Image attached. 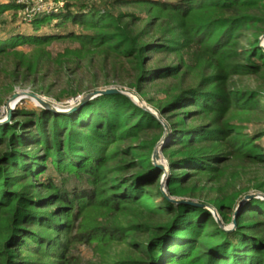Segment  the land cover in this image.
Returning <instances> with one entry per match:
<instances>
[{"label":"trees","instance_id":"obj_1","mask_svg":"<svg viewBox=\"0 0 264 264\" xmlns=\"http://www.w3.org/2000/svg\"><path fill=\"white\" fill-rule=\"evenodd\" d=\"M22 7L0 4V26ZM263 35L264 0H66L0 35V106L47 79L66 78L58 101L76 97L83 74L96 90L102 72L171 129L165 191L153 159L164 125L129 96L16 108L0 124V264H81L79 244L93 246L89 264H264V199L230 231L171 199L228 226L264 194V86L243 80H264ZM119 243L133 255L111 258Z\"/></svg>","mask_w":264,"mask_h":264},{"label":"rangeland","instance_id":"obj_2","mask_svg":"<svg viewBox=\"0 0 264 264\" xmlns=\"http://www.w3.org/2000/svg\"><path fill=\"white\" fill-rule=\"evenodd\" d=\"M97 1L100 2V0H97ZM0 4H2V3H0ZM120 9L123 10V11L133 10L132 7H126V6L120 8ZM21 16L22 15H21V10H20L18 12L17 20L13 21V18H11L10 13L9 12H5L2 15V17L4 19H6L7 25L6 26H0V35L8 34L11 31V29L15 27V25L16 26H24L25 21H23ZM263 36L260 39V44L264 45V40L262 39ZM251 39H253L252 32H248L245 35V37L243 38L242 45L245 46V47L249 46ZM56 46L58 48L63 47L61 44H57ZM19 49H22L24 51H29V50H31V46L30 47L23 46V47H19ZM104 80H105V75L102 72H99L98 83H97V84H99L98 85L99 86L98 89L107 87V86L103 85L104 84L103 83ZM243 80H244V82H247V83H249L250 85H253V86H259V85L260 86H264V80L260 79L258 77L244 78ZM81 82H82V84H81L82 85L81 86L82 92L80 94H78V96H76V97L66 98V99H64L62 101H58L56 99V95L59 94L60 90L65 86L66 78H64V80L57 81L56 83H54L52 79H47L45 85H46V89L47 90L49 89V86H50V93H46L47 92L46 89H44L45 92L36 90L37 88L42 87V83L39 82V81H37V83L34 84V85H32V84L18 85L16 90L14 91V93L23 92V91L36 92L37 94L45 97L54 106H56L58 108H61V109H66V108H69L71 106H74V105L78 104L80 102V100L83 97H85L89 92L95 90V78H94L92 73L88 72V73L83 74ZM113 86H119V85H113ZM120 87H127V86H120ZM156 90H157V88H152L151 89L152 94L153 95L155 94L157 96H161V94H158ZM13 94L8 97L7 102L13 96ZM262 100H264V98H262ZM7 102H6V104L0 106V119L6 118V116H7ZM18 107L19 108L20 107L21 108L24 107V108H28V109H37V108H40L42 106H40L35 99H31L30 97H26V98L18 101V103L16 104L15 109L18 108ZM159 161L161 163L165 164L166 167L168 168V170H170V167L168 165V161H167L165 155L163 154V152H161V157H160ZM228 226H233V223H231ZM73 254L77 258H80L81 264H89L90 262L96 260V254L94 252L93 246H87V245L79 244L77 246V248L74 250ZM130 254L133 255L131 253V251L128 249L127 245L125 243H119V244H116L115 246H113L112 252H111V258L112 257H113V259L114 258H122V257L129 256Z\"/></svg>","mask_w":264,"mask_h":264},{"label":"water","instance_id":"obj_3","mask_svg":"<svg viewBox=\"0 0 264 264\" xmlns=\"http://www.w3.org/2000/svg\"><path fill=\"white\" fill-rule=\"evenodd\" d=\"M264 40V36L262 38ZM261 47L264 48L263 44H260ZM110 94H123V95H127L129 96L136 104L140 105L141 107H143L144 109H146L147 111L153 113L155 116H157L160 121L162 122V124L164 125L165 128V133L164 136L162 137V139L159 141V143L157 144L155 151H154V155H153V159L155 164H157L158 166H160L161 168H163L165 170V175H164V180H163V187L164 190L166 191V185H167V175L169 173L168 168L166 167L165 164L161 163L160 157H161V152L164 148V146L167 144L170 136H171V129L170 126L168 125V123L161 117L160 113L155 110L152 106H150L148 104V102H146V100H144L136 91L132 90L131 88L128 87H120V86H110V87H106V88H99L96 89L94 91L89 92L85 97H83L80 102L74 106H71L69 108L66 109H61L58 108L56 106H54L51 102H49L45 97L37 94L36 92H31V91H23V92H16L13 94V96L9 99V101L7 102V116L6 118L0 119V124L9 122L12 120V116H13V111L16 107V104L18 103V101L26 98V97H30L31 99H35L38 104L46 109H50L56 112H62V113H69L75 110L80 109L81 107H83L85 104H87L88 102H90L91 100L97 98L98 96L101 95H110ZM262 198L264 199V194L261 193H250L248 195L245 196V198L240 202L239 207L237 208L236 211V215L234 218V222H233V226H225L224 222L222 221V219L220 218V215L218 213V211L211 207L208 206L207 204L204 203H200L197 201H192V200H188V199H177V198H171L174 202L177 203H190V204H194L197 206H202L205 208H208L209 210H211L216 218V220L219 222V224L221 225V227H223L224 229L230 231L233 230L236 227L237 224V220L236 217L239 215L240 210L242 205L252 199V198Z\"/></svg>","mask_w":264,"mask_h":264},{"label":"built area","instance_id":"obj_4","mask_svg":"<svg viewBox=\"0 0 264 264\" xmlns=\"http://www.w3.org/2000/svg\"><path fill=\"white\" fill-rule=\"evenodd\" d=\"M15 1L21 4V17L25 22H31L39 14H52L61 11L66 0H0V3Z\"/></svg>","mask_w":264,"mask_h":264}]
</instances>
